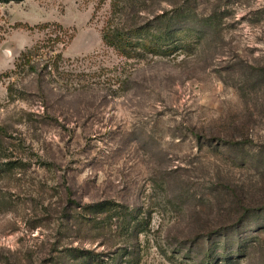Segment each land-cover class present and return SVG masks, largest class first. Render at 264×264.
Instances as JSON below:
<instances>
[{
  "label": "rangeland",
  "instance_id": "obj_1",
  "mask_svg": "<svg viewBox=\"0 0 264 264\" xmlns=\"http://www.w3.org/2000/svg\"><path fill=\"white\" fill-rule=\"evenodd\" d=\"M224 258L264 264V0H0V264Z\"/></svg>",
  "mask_w": 264,
  "mask_h": 264
},
{
  "label": "trees",
  "instance_id": "obj_2",
  "mask_svg": "<svg viewBox=\"0 0 264 264\" xmlns=\"http://www.w3.org/2000/svg\"><path fill=\"white\" fill-rule=\"evenodd\" d=\"M54 37L57 36L55 35ZM102 40L105 44L113 47L115 50L126 56H130L132 53H167L172 51L173 48V46H170L173 42L149 37L145 26H139L132 30L129 28L120 29L107 23L102 30ZM37 44L38 43L20 54V64L26 65L31 72L38 71L37 63L35 62V57L38 55L39 48V44ZM221 261L222 264H227V261L231 260L224 258Z\"/></svg>",
  "mask_w": 264,
  "mask_h": 264
}]
</instances>
